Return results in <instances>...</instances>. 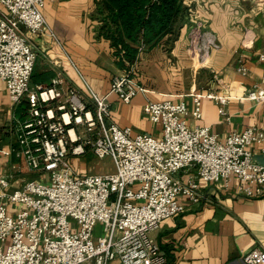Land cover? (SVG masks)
Returning <instances> with one entry per match:
<instances>
[{"label": "built area", "instance_id": "built-area-1", "mask_svg": "<svg viewBox=\"0 0 264 264\" xmlns=\"http://www.w3.org/2000/svg\"><path fill=\"white\" fill-rule=\"evenodd\" d=\"M49 1L0 0V81L14 105H27L16 145L3 155L19 162L15 170L36 175L12 189V176L0 171V264H168L152 233L188 203L203 202L202 182L236 183L239 194L264 197V165L252 151L264 131L252 126L221 137L188 121L202 117L204 98L225 115L228 96L195 93L192 109L183 100L148 102L146 116L162 127L157 137L119 126L107 96L88 87L86 102L64 89L61 75L32 86L37 53L28 34L57 38L44 13ZM135 76L133 70L112 79L111 92L124 103L143 90ZM246 98L264 102V79ZM89 153L113 159L115 172H80L73 159ZM243 262L264 264V250L253 249Z\"/></svg>", "mask_w": 264, "mask_h": 264}, {"label": "crops", "instance_id": "crops-1", "mask_svg": "<svg viewBox=\"0 0 264 264\" xmlns=\"http://www.w3.org/2000/svg\"><path fill=\"white\" fill-rule=\"evenodd\" d=\"M95 1L47 3L44 13L57 38L28 34L37 53L32 86L49 85L61 75L64 89H75L86 102L92 100L88 87L107 96L112 120L119 126L157 137L162 127L146 116L148 102L183 100L192 109L193 94L214 92L230 97L226 114L216 101L204 98L202 117H188L191 126H209L221 137L252 126L264 131V102L246 98L264 79V0H184L188 12L177 40L170 47L165 39L140 53L135 77L143 90L131 103L111 92L112 79L126 70L111 42L97 36ZM197 23L204 28L194 34ZM212 40L216 46L207 48ZM241 64L247 74L238 71ZM26 108L25 102L14 105L0 81V171L12 176V189L32 176L25 168L15 170L19 162L3 155L16 145L15 127ZM252 151L264 165V142L254 144ZM74 163L82 172L80 163ZM201 185V204L188 203L185 212L164 220L152 233L168 264H244L253 249L264 250V197L241 195L236 183L228 188L223 182Z\"/></svg>", "mask_w": 264, "mask_h": 264}, {"label": "trees", "instance_id": "trees-1", "mask_svg": "<svg viewBox=\"0 0 264 264\" xmlns=\"http://www.w3.org/2000/svg\"><path fill=\"white\" fill-rule=\"evenodd\" d=\"M184 0H96L92 18L99 38L111 42L126 73L144 50L166 39L171 47L187 16Z\"/></svg>", "mask_w": 264, "mask_h": 264}, {"label": "rangeland", "instance_id": "rangeland-1", "mask_svg": "<svg viewBox=\"0 0 264 264\" xmlns=\"http://www.w3.org/2000/svg\"><path fill=\"white\" fill-rule=\"evenodd\" d=\"M51 1L59 2L62 0H51ZM234 1H236V0H234ZM251 1H254V0H251ZM203 28H204V24L199 25L197 23L193 33L196 34L197 29L203 30ZM134 69L136 71V69H139V67H137V65H135ZM22 118L24 120L25 115ZM73 160H75V161L77 160V162L80 163L82 173H84V174H86V173H96V174L112 173V172H115V170H116L113 159H111L110 157L99 158L98 156H96L93 153H89L83 157L74 158ZM35 178H36V175L32 174V176L29 177L28 180L35 179ZM102 233H103V225L101 222H99L96 229H95V236L98 237V236L102 235Z\"/></svg>", "mask_w": 264, "mask_h": 264}]
</instances>
